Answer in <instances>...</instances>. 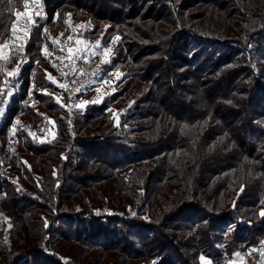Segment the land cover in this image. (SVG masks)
Listing matches in <instances>:
<instances>
[{
	"label": "trees",
	"instance_id": "trees-1",
	"mask_svg": "<svg viewBox=\"0 0 264 264\" xmlns=\"http://www.w3.org/2000/svg\"><path fill=\"white\" fill-rule=\"evenodd\" d=\"M25 3L0 0V79L20 65L0 90V264H229L259 247L264 0H41L17 40ZM81 25L73 52L97 61L84 42L99 41L124 76L71 109L44 49L62 55Z\"/></svg>",
	"mask_w": 264,
	"mask_h": 264
},
{
	"label": "rangeland",
	"instance_id": "rangeland-1",
	"mask_svg": "<svg viewBox=\"0 0 264 264\" xmlns=\"http://www.w3.org/2000/svg\"><path fill=\"white\" fill-rule=\"evenodd\" d=\"M40 1L41 0H39V2L36 3V2H34V0H32V7L27 10L31 19H29V16L21 15V18L16 22L15 25H16L17 31L14 33V36L17 37L16 38L17 40H21L22 38L27 36L29 27L33 22V15H35L33 10L36 9V11L39 12V9L37 7L40 5L39 4ZM78 31L82 32L84 34V30L81 27H78L74 33L78 32ZM84 44H85V48L87 47L88 52H91L94 56L99 55L98 57L101 59H105V57L103 56V50L105 48L102 47L100 43H99V46H97V43H91L89 41H85ZM78 47L79 46L77 45V48ZM77 48H76V50H77ZM58 51L62 54H65L66 52L68 53V48L65 47V45L63 44V41L60 42ZM48 52L51 53L49 50H48ZM73 54H75V52H73ZM2 55H3L2 59H3V62L5 64L4 70L7 73V71H8L7 67L9 65V62L11 59L10 49H4L2 52ZM111 58H112V50H111L109 56L106 58L108 63H109V67H110L109 68L110 78L107 80L101 79L100 81H96L95 83H90V85H88L84 89V91H82V96L80 97L77 105L82 100L87 101L88 102L87 104L100 103V102H102V100L105 97H108L115 92L117 85L123 79L124 72H123L121 64H117L115 66L112 65V61H111L112 59ZM51 61H52V64H54L57 67V74L55 75L54 79H55L56 84L58 86L59 84H63L62 77H63V74L65 72V68L64 69L62 68V65H61L62 60L60 57L52 59ZM116 72L120 73L119 77H117L115 75ZM97 89H99V91H97ZM61 90H63V89L60 88L59 91L56 93V95L60 99L63 98L60 95L62 92ZM88 92H90L89 95L87 94ZM94 101H99V102H94ZM77 105L76 106L71 105L72 107L70 106V108L73 109V107H74V109H83V108L77 107ZM5 111H6V105H4L2 108H0V120H2V118L5 114ZM52 134H53L52 130L48 129L46 135L50 137ZM0 162H1V159H0ZM9 179L12 180L10 173H9ZM3 180H5V179H3ZM3 180H0V182H2ZM9 224H10L9 219H7V217L4 215V213H2L0 211V230L3 227H4V230H7L8 229L7 227L9 226ZM254 249L255 250L250 249L248 252H246L244 254H241V253H238L239 255L236 254L234 259L229 264H264V239H263V242L260 244V246L257 248H254Z\"/></svg>",
	"mask_w": 264,
	"mask_h": 264
},
{
	"label": "built area",
	"instance_id": "built-area-1",
	"mask_svg": "<svg viewBox=\"0 0 264 264\" xmlns=\"http://www.w3.org/2000/svg\"><path fill=\"white\" fill-rule=\"evenodd\" d=\"M82 32H76L71 35V39H66L63 44L66 48H72L73 51L77 48V40L83 39ZM51 55H48V59L52 60L57 57L61 58L62 68H65L63 74V84L67 85L66 89L61 90V97H67L72 106H76L78 103V94L82 89L86 88L90 83L97 80H107L110 78L109 63H105V59L99 58L97 61H91L84 58L81 55L72 54L70 57L68 53L59 55L56 50H50ZM35 69L32 71L30 76V86L27 90L26 95L20 101V109L16 116L13 118L9 131L13 133V129L16 130L18 120L20 116L24 114L27 107H30L34 103L33 90L35 88ZM13 76H9L0 79V90L6 89L12 85ZM78 89V91H77ZM10 166L5 162H0V180H9Z\"/></svg>",
	"mask_w": 264,
	"mask_h": 264
},
{
	"label": "snow or ice",
	"instance_id": "snow-or-ice-1",
	"mask_svg": "<svg viewBox=\"0 0 264 264\" xmlns=\"http://www.w3.org/2000/svg\"><path fill=\"white\" fill-rule=\"evenodd\" d=\"M9 2H10V0H9ZM34 2L38 3L39 0H34ZM24 7H25V9H28L29 5L27 3H25ZM21 15L29 16V19H31L30 15H29V13L27 11H25L23 14L17 12L16 13V16H17V19L18 20L21 18ZM37 15H40V13H37ZM66 23H67V21H66ZM80 27H83V26L81 25ZM12 31H13V33H15L17 31V28H16V25L15 24H13V26H12ZM69 39H71V37ZM116 40H119V37H116ZM76 43L77 44H80L81 41L80 40H77ZM97 46H99V41L97 42ZM4 47H7V45H4ZM2 52H3V48H0V59L3 58ZM110 52H111V49L110 48H105L103 50V56L105 57V61H104L105 63L108 62L106 58L109 56ZM44 53H45L46 56L47 55H51V53L48 52L47 48L44 49ZM72 54H73V49L72 48H69L68 49V55L71 57ZM19 68H20V65L17 64L16 69L14 71H12V72H9L8 75L9 76H16L17 73H18V71H19ZM115 75L117 77H119L120 76V73L119 72H116ZM48 79L51 80L53 83H56L55 79L51 75L48 76ZM58 87H60L62 89H66L67 88V85L66 84H59ZM77 91H78V89H77ZM97 91H99V89H97ZM8 94L11 95V92H9ZM56 102L59 104L60 103V100L57 99ZM94 102H99V101H94ZM87 103H88L87 101H83L82 100L77 105V107L84 108ZM61 107H63V105H61ZM117 124H118V120H117ZM14 131H15V129H13V132ZM53 138H54V136H53ZM44 142L45 141H43V140L40 141V143H44ZM14 183H15V181H14ZM0 195H6V194H0ZM260 215L262 217H264V211H261ZM253 250H255V249H253ZM237 255H239V254H237ZM200 259H201V261L204 262V264H211V262L205 260V258L203 256H201Z\"/></svg>",
	"mask_w": 264,
	"mask_h": 264
}]
</instances>
